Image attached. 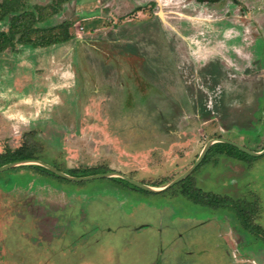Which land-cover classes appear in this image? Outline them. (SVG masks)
<instances>
[{
    "label": "rangeland",
    "instance_id": "rangeland-1",
    "mask_svg": "<svg viewBox=\"0 0 264 264\" xmlns=\"http://www.w3.org/2000/svg\"><path fill=\"white\" fill-rule=\"evenodd\" d=\"M26 2L73 37L0 53V152L116 174L0 171V264H264V154L215 153L160 191L118 176L163 187L211 139L264 148V0Z\"/></svg>",
    "mask_w": 264,
    "mask_h": 264
},
{
    "label": "trees",
    "instance_id": "trees-1",
    "mask_svg": "<svg viewBox=\"0 0 264 264\" xmlns=\"http://www.w3.org/2000/svg\"><path fill=\"white\" fill-rule=\"evenodd\" d=\"M43 19V13L39 10L29 7L26 0H2L0 1V21L7 20V29L0 30V53L9 47L15 48L17 44L28 45L32 47H46L53 44L65 42L73 37L69 31L67 23L62 24L59 29L55 30L53 27L41 28L36 24ZM237 151L240 156L251 157L247 153L241 151L236 146L227 142L213 143L201 162L207 160L211 155L218 152H226L232 154V151ZM34 150L29 144H23L16 149H8L0 152V166L24 159H35ZM34 168L41 169L46 173H50L56 177L62 178L54 171L41 166L31 165ZM99 171H91L88 173L79 172L72 173V175L83 176L98 173ZM71 174V173H70ZM122 178V177H121ZM65 179V178H64ZM124 179V178H123ZM191 179V176H186L180 182ZM133 188L150 192L146 189L140 188L135 184L131 185ZM194 190V189H193ZM189 196L193 197L195 201H205L208 204H213L218 201L214 195L210 193L202 194L198 192L195 195L191 194V189L184 190Z\"/></svg>",
    "mask_w": 264,
    "mask_h": 264
},
{
    "label": "water",
    "instance_id": "water-1",
    "mask_svg": "<svg viewBox=\"0 0 264 264\" xmlns=\"http://www.w3.org/2000/svg\"><path fill=\"white\" fill-rule=\"evenodd\" d=\"M217 141H227L228 142V140L222 139V138L209 140V142L205 145L203 151L201 152L199 158L197 159L196 163L187 172H185L184 174L178 176L177 178L172 180L170 183H168L166 186H163V187L149 186V185H146V184H144V183H142L140 181L134 180V179H132V178H130L128 176H124V175H121V174H118V176L120 175L123 178L130 180L136 186H138L140 188H143V189H146V190L160 191V190L166 189L170 185H173L176 182H178V181L182 180L183 178H185L186 176H188L190 174V172L195 168V166L203 159V157L207 153V151L210 148V146L213 143L217 142ZM229 142H231V141H229ZM234 144L237 145L239 148L245 150L246 152L250 153V154L260 155V154H262L264 152V150H262L260 152H253L251 150H248L247 148H244L242 145H239V144H236V143H234ZM24 163H37V164L43 165V166L53 170L54 172L60 174L61 176H64V177L69 178V179H74V180H86V179H91V178H96V177H107V176H113V175L116 174L114 172H105V173L90 174V175H86V176H71V175H69V174H67L65 172H62V171L58 170L57 168H55V167H53V166H51V165H49V164H47L45 162H42V161L36 160V159H24V160H19V161L7 163V164H4V165L0 166V171L5 170V169H7L9 167H12V166H15V165H18V164H24Z\"/></svg>",
    "mask_w": 264,
    "mask_h": 264
},
{
    "label": "flooded vegetation",
    "instance_id": "flooded-vegetation-1",
    "mask_svg": "<svg viewBox=\"0 0 264 264\" xmlns=\"http://www.w3.org/2000/svg\"><path fill=\"white\" fill-rule=\"evenodd\" d=\"M261 73H264V70H262V72ZM254 129V128H253ZM253 131V130H252ZM222 139H225V138H222ZM226 140H228V142L227 141H217V142H227V143H230V144H232V145H234V146H236L238 149H240L241 151H243V152H245V153H247L248 155H250L251 157H245V156H240L239 155V153L236 151H232V154H228V153H226V152H218L219 154H225V155H227V156H230V157H233V158H236V159H240L241 161H246V162H248V161H251L252 159H254V158H256L257 156H261V155H263L264 154V152L262 153V154H260V155H254V154H250V153H248V152H246L245 150H243V149H241V148H239L237 145H235L234 143H236V144H239V145H242L244 148H247L248 150H251V151H253V152H260V151H262V150H264V148L262 149V150H253V149H250L249 147H247V146H245V145H243V144H241V143H239V142H236V141H233V140H229V139H226ZM229 141H231V142H229ZM209 150V149H208ZM233 190H238V188L236 187L235 189L233 188ZM213 195V194H212ZM216 198H218V201L217 202H222V201H224V200H226V202H227V199L226 198H222V197H225V196H222V195H220V196H218V195H214ZM239 215H241L242 217H244L246 220H249V218H248V214L246 213V211H243V210H241V212L239 213ZM224 233H226V237H228L229 235H232V233H230V232H227L226 230H225V232ZM229 234V235H228ZM228 235V236H227ZM193 246V245H192ZM252 264H256L255 262H252Z\"/></svg>",
    "mask_w": 264,
    "mask_h": 264
}]
</instances>
